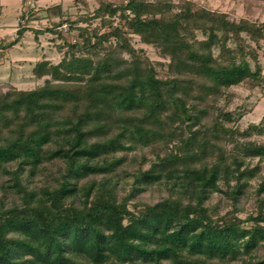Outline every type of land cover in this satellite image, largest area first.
<instances>
[{
	"label": "trees",
	"instance_id": "1",
	"mask_svg": "<svg viewBox=\"0 0 264 264\" xmlns=\"http://www.w3.org/2000/svg\"><path fill=\"white\" fill-rule=\"evenodd\" d=\"M97 3L93 19L119 15L121 24L80 29L83 45L68 43L69 59L34 67L38 79L51 77L43 86L0 87V264H264V176L256 211L238 216L264 171V142L250 138L263 129L241 131L218 105L240 84L264 90V23L191 0ZM132 35L169 60L164 76ZM144 149L155 159L144 169L141 154L120 197L112 178ZM148 187L169 195L131 211ZM214 193L231 201L224 215L208 205Z\"/></svg>",
	"mask_w": 264,
	"mask_h": 264
},
{
	"label": "rangeland",
	"instance_id": "2",
	"mask_svg": "<svg viewBox=\"0 0 264 264\" xmlns=\"http://www.w3.org/2000/svg\"><path fill=\"white\" fill-rule=\"evenodd\" d=\"M107 1L114 4L127 3V0ZM179 1L181 0H173L175 4H178ZM191 1L204 9L226 14L232 20L239 21L241 19H247L252 22L264 23V1L261 0ZM59 4L63 5H61V12H58L57 10L47 11V8L51 9L54 7L53 10L56 9L55 7ZM20 5L21 0H8V16L10 17L5 16L4 21H8V23L12 25L18 23ZM97 7V0H39L37 4L39 12H34V15H30L31 20L28 21L25 20V18H22L23 13L21 9L22 23L20 25L32 30L35 36L36 33L42 34H39L40 38L37 36V39H35L36 42L33 34L27 35L22 39V45L19 44L16 48L10 49L4 59L5 64L0 66L2 76L0 87H2L3 90H6L7 86L14 87L18 90H34L43 86L45 80L50 79L51 77L48 76L38 79L32 72V64H25L23 67L25 70H22L17 74H14V71L13 73L7 71L9 68H12L13 66L15 67V65H21L18 63L15 64V61H23L26 58H28L27 61L36 63L37 61H41L39 58L43 57V60H50L54 65H58L64 58L69 59V54L72 53L68 48V43L71 45H78L79 47L83 45V38L80 34V29L86 27L90 31L97 28V30L100 29V32L103 33L109 31V25L118 26L121 24V18L119 15L113 17L106 15L105 17L93 19V12ZM15 28L16 27H13V29ZM17 28H20V26ZM124 30L127 31L126 28ZM13 35L14 34H12V38L10 37V42L13 38H16V35L14 37ZM131 37V44L133 47L151 61L159 76H164V73L168 70L169 60L161 54L157 47L143 44L140 42L139 37L135 35H132ZM197 39L203 40L204 36L198 33ZM4 42L5 45H8L9 43L6 40H4ZM111 43L114 45L115 41H112ZM83 53L86 52H76V56H85ZM218 53L219 51L215 49V54ZM258 53L262 74L264 75V42L261 44V49ZM126 58L128 57L126 56ZM218 105L224 108L227 112L234 114V119L231 125L237 126L241 131L247 129L250 125H257L262 128V133L252 131L250 138L258 143L264 142V90L261 87L249 89L244 84L232 87L224 97L219 99ZM148 151L150 150L144 149L130 153L129 161L119 168L118 177L112 178L120 197L128 195L131 192V184L134 180L132 175L138 169L141 154H144L146 157V162L143 164L144 169L148 168L151 160L153 161L155 159V156L150 154L152 152L149 153ZM119 156H121V154L118 155V157ZM134 156H137L136 162L131 158ZM258 161L259 159L253 160L251 165H257ZM260 175L250 181L251 186L248 194L239 203L240 211L238 216L241 219H246L248 215L254 213L258 207L257 190L259 189L260 183L263 181L264 171H262ZM39 178L41 179V177H37L35 180L38 182ZM96 179L102 180V177L99 176ZM3 181L4 179H1L0 183ZM41 183L42 181L40 182L39 180L37 186L41 185ZM221 185V188L226 190V187L223 184ZM168 195L169 192L167 189L148 187L147 190L141 192L135 199L131 200L128 207L133 211L136 203L139 206H142L143 204H152L159 201L161 198H166ZM1 197L2 189L0 188V198ZM261 198L264 199V193ZM208 205L216 208L218 207L219 215H224L232 209L231 201L227 196L221 193H214L211 201L208 202Z\"/></svg>",
	"mask_w": 264,
	"mask_h": 264
},
{
	"label": "crops",
	"instance_id": "3",
	"mask_svg": "<svg viewBox=\"0 0 264 264\" xmlns=\"http://www.w3.org/2000/svg\"><path fill=\"white\" fill-rule=\"evenodd\" d=\"M38 1L39 0H37V4H38ZM59 5H62V4H59ZM8 9H9L8 8V0H0V44H2V45H5L4 40L9 42L8 44H10L17 38V31L19 29L17 27H19V26L21 27L22 26V25H20L22 23V21H21V19H22L21 18L22 0H21L20 9H19V21H18V23L12 25V24H9L8 21H4L5 16L10 17V16H8L9 15ZM13 27H16V28L13 29ZM12 34H14L13 37L16 35V38L15 39L13 38V40L10 42V37L12 38ZM30 34L34 35V32L32 30H27L26 34L25 33L23 34V36L20 38L19 42H17L15 45H13L11 47L5 48V53L3 55L2 63L0 64V66L1 65L3 66L5 64L4 59L6 58V55L9 53L10 49L16 48L19 44L22 45V42H21L22 39L25 38L27 35H30ZM35 37L36 36L34 35V40L36 39ZM39 38H40V35H39ZM35 42H36V40H35ZM39 59L41 61H37L36 63H31V61H27L28 58H26L23 61H15L14 62L15 64L18 63V64H21V65L20 66L15 65V67L13 66L12 68H9L8 71L7 70H5V71H7L9 73H13V71H14L15 72L14 74H17V73H20L22 70H25V68H23L24 65L29 63L30 65L31 64L33 65L32 66V72H33V69L36 66V64H38L40 62H43V61L51 62L50 60H43V57L39 58ZM21 66H22V68H21ZM2 72H4V71H2ZM1 78H2V76H1V72H0V81H1Z\"/></svg>",
	"mask_w": 264,
	"mask_h": 264
},
{
	"label": "built area",
	"instance_id": "4",
	"mask_svg": "<svg viewBox=\"0 0 264 264\" xmlns=\"http://www.w3.org/2000/svg\"><path fill=\"white\" fill-rule=\"evenodd\" d=\"M34 4H35V1L34 0H24V7H23V12L25 14V20H27L29 17H30V8H33L34 7ZM38 9L37 7L34 9V12H37ZM34 23V22H33ZM4 48L3 47H0V64L2 63V55L4 53Z\"/></svg>",
	"mask_w": 264,
	"mask_h": 264
}]
</instances>
